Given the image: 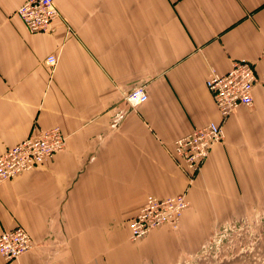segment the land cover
<instances>
[{
	"label": "crops",
	"instance_id": "crops-1",
	"mask_svg": "<svg viewBox=\"0 0 264 264\" xmlns=\"http://www.w3.org/2000/svg\"><path fill=\"white\" fill-rule=\"evenodd\" d=\"M25 1L0 0V155L54 125L66 145L0 183V233L22 227L33 240L0 264H193L222 222L264 209L263 86L224 120L191 183L169 152L221 121L211 69L246 58L262 72L264 0H55L59 19L43 34L17 16ZM139 85L148 98L131 109L124 96ZM185 190L176 229L129 238L149 194Z\"/></svg>",
	"mask_w": 264,
	"mask_h": 264
},
{
	"label": "built area",
	"instance_id": "built-area-1",
	"mask_svg": "<svg viewBox=\"0 0 264 264\" xmlns=\"http://www.w3.org/2000/svg\"><path fill=\"white\" fill-rule=\"evenodd\" d=\"M30 33H50L54 30L59 11L55 0H26L16 9ZM259 60L263 65L261 73H256L254 63L246 58L232 61L225 73L211 69L205 85L211 93L221 121H211L207 125L193 129L189 134L178 137L169 150L177 166L182 169L189 183L201 170L211 147L223 140L222 124L239 107L253 105V88L264 87V46ZM57 57L50 54L45 64L53 68ZM148 98L144 85L131 89L124 101L131 109L137 108ZM66 145V136L57 125L32 131L26 138L10 146L0 155V183L18 174L44 164ZM189 205L186 190L168 197L149 194L138 213L128 220L129 238L139 240L152 229L168 225L176 229L183 212ZM33 247L30 234L22 227H15L0 233V256L4 262L17 259Z\"/></svg>",
	"mask_w": 264,
	"mask_h": 264
},
{
	"label": "rangeland",
	"instance_id": "rangeland-1",
	"mask_svg": "<svg viewBox=\"0 0 264 264\" xmlns=\"http://www.w3.org/2000/svg\"><path fill=\"white\" fill-rule=\"evenodd\" d=\"M252 212L222 222L193 264H264V209Z\"/></svg>",
	"mask_w": 264,
	"mask_h": 264
}]
</instances>
